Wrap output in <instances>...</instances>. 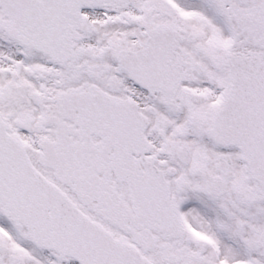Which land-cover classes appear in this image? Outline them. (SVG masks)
Here are the masks:
<instances>
[{
  "label": "snow or ice",
  "instance_id": "snow-or-ice-1",
  "mask_svg": "<svg viewBox=\"0 0 264 264\" xmlns=\"http://www.w3.org/2000/svg\"><path fill=\"white\" fill-rule=\"evenodd\" d=\"M0 264H264V0H0Z\"/></svg>",
  "mask_w": 264,
  "mask_h": 264
}]
</instances>
